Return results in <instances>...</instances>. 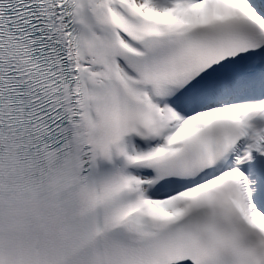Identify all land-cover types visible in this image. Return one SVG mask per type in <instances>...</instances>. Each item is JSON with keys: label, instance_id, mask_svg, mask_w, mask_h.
<instances>
[{"label": "snow or ice", "instance_id": "6c2138e0", "mask_svg": "<svg viewBox=\"0 0 264 264\" xmlns=\"http://www.w3.org/2000/svg\"><path fill=\"white\" fill-rule=\"evenodd\" d=\"M0 264H264V0H0Z\"/></svg>", "mask_w": 264, "mask_h": 264}]
</instances>
